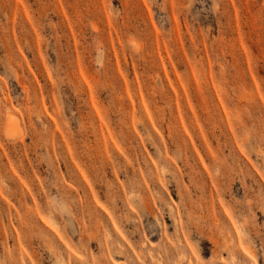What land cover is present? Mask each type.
<instances>
[{
	"label": "rangeland",
	"instance_id": "rangeland-1",
	"mask_svg": "<svg viewBox=\"0 0 264 264\" xmlns=\"http://www.w3.org/2000/svg\"><path fill=\"white\" fill-rule=\"evenodd\" d=\"M264 264V0H0V264Z\"/></svg>",
	"mask_w": 264,
	"mask_h": 264
},
{
	"label": "bare ground",
	"instance_id": "bare-ground-1",
	"mask_svg": "<svg viewBox=\"0 0 264 264\" xmlns=\"http://www.w3.org/2000/svg\"><path fill=\"white\" fill-rule=\"evenodd\" d=\"M59 264H64V262L63 261H61V260H58L57 261ZM78 264H84L83 262L82 263H78ZM160 264V263H159Z\"/></svg>",
	"mask_w": 264,
	"mask_h": 264
}]
</instances>
